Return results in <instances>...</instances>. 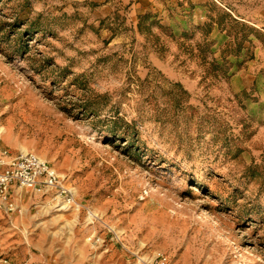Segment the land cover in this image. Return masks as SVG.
Instances as JSON below:
<instances>
[{
    "label": "rangeland",
    "instance_id": "1",
    "mask_svg": "<svg viewBox=\"0 0 264 264\" xmlns=\"http://www.w3.org/2000/svg\"><path fill=\"white\" fill-rule=\"evenodd\" d=\"M0 129L77 202L0 201V264H264V0H0Z\"/></svg>",
    "mask_w": 264,
    "mask_h": 264
},
{
    "label": "built area",
    "instance_id": "2",
    "mask_svg": "<svg viewBox=\"0 0 264 264\" xmlns=\"http://www.w3.org/2000/svg\"><path fill=\"white\" fill-rule=\"evenodd\" d=\"M55 193L61 210L77 206L73 189L48 162L34 153L12 156L7 150L0 151V201L9 210L15 208L16 192L39 191ZM152 264H169L168 257L156 254Z\"/></svg>",
    "mask_w": 264,
    "mask_h": 264
},
{
    "label": "bare ground",
    "instance_id": "3",
    "mask_svg": "<svg viewBox=\"0 0 264 264\" xmlns=\"http://www.w3.org/2000/svg\"><path fill=\"white\" fill-rule=\"evenodd\" d=\"M0 131L3 132L4 130H3V129H0ZM24 151H25V150H24ZM25 153H26V151H25ZM63 209H65V207H64Z\"/></svg>",
    "mask_w": 264,
    "mask_h": 264
},
{
    "label": "crops",
    "instance_id": "4",
    "mask_svg": "<svg viewBox=\"0 0 264 264\" xmlns=\"http://www.w3.org/2000/svg\"><path fill=\"white\" fill-rule=\"evenodd\" d=\"M37 192H39V191H37Z\"/></svg>",
    "mask_w": 264,
    "mask_h": 264
}]
</instances>
